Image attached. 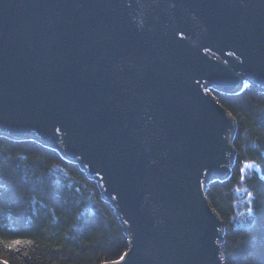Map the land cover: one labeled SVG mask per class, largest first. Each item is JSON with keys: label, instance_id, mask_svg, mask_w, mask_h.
<instances>
[{"label": "water", "instance_id": "obj_1", "mask_svg": "<svg viewBox=\"0 0 264 264\" xmlns=\"http://www.w3.org/2000/svg\"><path fill=\"white\" fill-rule=\"evenodd\" d=\"M244 83L264 91V0H0V134L97 180L129 238L101 264H224L205 182L235 121L210 89Z\"/></svg>", "mask_w": 264, "mask_h": 264}, {"label": "trees", "instance_id": "obj_2", "mask_svg": "<svg viewBox=\"0 0 264 264\" xmlns=\"http://www.w3.org/2000/svg\"><path fill=\"white\" fill-rule=\"evenodd\" d=\"M210 91L235 121L229 174L205 182L223 222V263L264 264V91L247 83L237 92ZM3 193L0 259L8 264H101L120 259L129 247L97 180L36 139L0 134Z\"/></svg>", "mask_w": 264, "mask_h": 264}, {"label": "snow or ice", "instance_id": "obj_3", "mask_svg": "<svg viewBox=\"0 0 264 264\" xmlns=\"http://www.w3.org/2000/svg\"><path fill=\"white\" fill-rule=\"evenodd\" d=\"M182 36H183V34H181ZM207 51V50H206ZM59 131V130H58ZM254 165H252V164H246V167H253ZM241 171H243V169H241ZM5 195H7V193H3V194H0V202H2V198H3V196H5ZM250 212H252V209H250L249 210ZM15 245H19L20 244V241L19 240H16V241H14L13 242ZM122 259H123V257H122Z\"/></svg>", "mask_w": 264, "mask_h": 264}, {"label": "rangeland", "instance_id": "obj_4", "mask_svg": "<svg viewBox=\"0 0 264 264\" xmlns=\"http://www.w3.org/2000/svg\"><path fill=\"white\" fill-rule=\"evenodd\" d=\"M246 83H244V85H245ZM210 89V88H209ZM24 139H31V138H24ZM231 168V167H230Z\"/></svg>", "mask_w": 264, "mask_h": 264}]
</instances>
